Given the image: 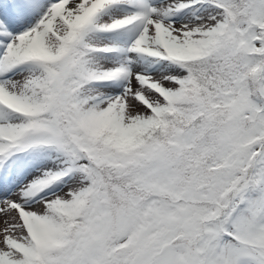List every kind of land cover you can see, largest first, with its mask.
I'll return each mask as SVG.
<instances>
[{
    "label": "snow or ice",
    "instance_id": "obj_1",
    "mask_svg": "<svg viewBox=\"0 0 264 264\" xmlns=\"http://www.w3.org/2000/svg\"><path fill=\"white\" fill-rule=\"evenodd\" d=\"M0 264H264V0H0Z\"/></svg>",
    "mask_w": 264,
    "mask_h": 264
}]
</instances>
